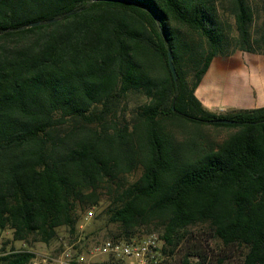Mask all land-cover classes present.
<instances>
[{"label": "trees", "instance_id": "trees-1", "mask_svg": "<svg viewBox=\"0 0 264 264\" xmlns=\"http://www.w3.org/2000/svg\"><path fill=\"white\" fill-rule=\"evenodd\" d=\"M261 7L252 33L248 0H0V230L8 226L17 241L36 235L45 243L59 227L73 231L85 192L139 164L140 178L118 186L111 239L149 233L135 229L158 221L165 252L182 230L206 223L224 247L246 250L241 264H264V107L216 116L194 96L214 57L264 52V0ZM133 92L147 103L130 133L88 126L55 133L70 120L115 116ZM219 118L235 123H215ZM172 120L239 130L199 153L192 144L172 146L160 126ZM132 135L137 151L127 141ZM197 255L196 264L207 263L206 254ZM32 257L8 253L0 264Z\"/></svg>", "mask_w": 264, "mask_h": 264}, {"label": "rangeland", "instance_id": "rangeland-1", "mask_svg": "<svg viewBox=\"0 0 264 264\" xmlns=\"http://www.w3.org/2000/svg\"><path fill=\"white\" fill-rule=\"evenodd\" d=\"M248 1L254 10L251 32L256 33L259 31L263 17L261 0ZM219 12L221 21L225 26H228L227 31L232 32V35L235 34L233 19L229 12L220 6ZM233 44L234 41L230 38L228 47L231 50H233L231 48ZM260 46V44H254L253 49L256 50ZM235 51L239 50L233 52ZM146 103L147 99L143 94L128 93L116 108L115 116L107 117L105 121L103 120L104 122L92 124H86L80 119L70 120L55 133L62 135L63 132L71 129L86 128L87 126L97 132H107V135L114 134L115 127L125 129L127 133H130L137 123V114H139L140 108ZM160 126L162 131L169 136V141L174 148L180 147L184 150L192 144L193 149L199 153L223 145L239 130L236 127L193 124L183 120L164 121ZM127 141L132 142V146L136 148V151L138 150L137 140L133 135L128 136ZM119 171L117 170L116 179L111 181L105 179L97 190L85 192L84 198L80 202L81 207L76 211V223L73 231L66 226L59 227L56 229L55 236L47 243L40 241L36 235H30L23 241H17L14 239L13 230L7 226L0 230V256L14 252H29L32 256L58 254L67 249L89 256L97 243L111 239L117 232L116 226L110 224L108 219L112 208L117 204L116 192L119 193L122 190L118 186L126 188L134 184L141 176L142 167L137 164L129 170ZM88 211H92V217H87ZM135 230L156 232L161 237L165 234V227L158 221L142 224ZM180 234L183 238L179 242L169 244L165 248L166 253L171 257V264H196L200 262L198 253L206 254L207 263L205 264H241L246 253L242 247H224L212 237V231L206 223L189 226Z\"/></svg>", "mask_w": 264, "mask_h": 264}, {"label": "crops", "instance_id": "crops-1", "mask_svg": "<svg viewBox=\"0 0 264 264\" xmlns=\"http://www.w3.org/2000/svg\"><path fill=\"white\" fill-rule=\"evenodd\" d=\"M194 96L216 116L264 107V53L235 51L214 57Z\"/></svg>", "mask_w": 264, "mask_h": 264}, {"label": "built area", "instance_id": "built-area-1", "mask_svg": "<svg viewBox=\"0 0 264 264\" xmlns=\"http://www.w3.org/2000/svg\"><path fill=\"white\" fill-rule=\"evenodd\" d=\"M92 217V211L87 212ZM161 236L149 232L128 239H106L97 243L87 256L64 250L58 254L35 255L27 264H171Z\"/></svg>", "mask_w": 264, "mask_h": 264}, {"label": "water", "instance_id": "water-1", "mask_svg": "<svg viewBox=\"0 0 264 264\" xmlns=\"http://www.w3.org/2000/svg\"><path fill=\"white\" fill-rule=\"evenodd\" d=\"M52 21H54V20L45 21V22H40V21L39 22H33V23L28 24L27 27H35V26H39V25H43V24H48ZM167 56H168V58H167L168 68L170 70V73H171L173 80L176 81L177 80V72L175 70V67H174L173 62H172V57H171L169 52H168ZM214 122L218 123V124H225V125H231V124L235 123V121L224 119V118L216 119V120H214Z\"/></svg>", "mask_w": 264, "mask_h": 264}]
</instances>
